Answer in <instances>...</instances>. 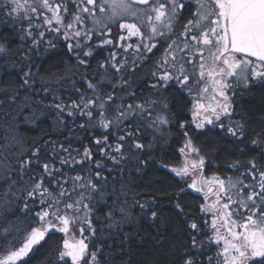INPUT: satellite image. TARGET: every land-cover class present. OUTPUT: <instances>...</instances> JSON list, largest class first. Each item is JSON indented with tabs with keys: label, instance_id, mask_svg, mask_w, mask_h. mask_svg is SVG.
<instances>
[{
	"label": "snow or ice",
	"instance_id": "obj_1",
	"mask_svg": "<svg viewBox=\"0 0 264 264\" xmlns=\"http://www.w3.org/2000/svg\"><path fill=\"white\" fill-rule=\"evenodd\" d=\"M192 3L193 0H79L78 11L67 23L61 17L62 8L67 12V7L54 3V0H32V3L29 0H11L7 5L9 16L17 13L16 20L23 32L21 39L30 37L35 47L43 42L45 32L37 31L42 25L33 24L34 19L39 20L43 16V25L49 26L48 31L62 34L65 40L76 41L67 46L69 51L80 50L76 51V59L81 66L87 67L86 58L92 55L93 45L89 41L94 35H110V25L126 29L128 37H139L140 42L135 47L131 44L116 45L125 55L118 58L117 52H111L98 62L94 77L81 74L86 86L84 91L72 80L78 99L65 101L53 94V102L45 105L56 110L60 123L65 126L66 114L73 122L83 119L77 125L79 129H102L99 136L90 138V146L82 145V150L72 149L71 144L65 147L49 140L44 143L51 144L54 152L59 149L57 159L42 157V148L36 144L17 150L14 154L16 167L12 164L0 167V178L6 182L8 190L13 195L19 192L16 199L22 201L21 210L40 222L39 227L31 228L22 246L0 258V264H17L50 229L66 235L72 229L79 232V239L73 234L71 239L63 240L58 261L68 264L70 259L71 264H102L105 256L104 229L119 230L123 222L131 220L130 209L124 205L117 206L119 201L114 200L105 213L104 223L99 228L95 224L99 218L93 216V201L99 203L107 195V177L102 175L105 161L119 165L123 160L139 158V153L152 147L142 142L144 131H157L169 123L165 114L168 109L166 100L151 96L137 99V93L131 87V76L146 58L144 54L157 46V38L170 42L150 71L153 81L149 88H166L168 82L175 81L189 93L195 90L197 100L193 123L197 129L211 125L226 136L240 138L245 135V125L231 119L228 89L233 83L247 86L253 79L264 81V0H194L195 7L189 9L190 14L185 19L184 11ZM41 10L50 12L51 17L43 15ZM126 17L142 21L144 31L137 23L121 22ZM119 39L124 41L126 38L121 35ZM49 45L54 46L51 41ZM104 45H113V40L102 39L97 46ZM129 49H132L130 54ZM5 50L0 45V52ZM205 50L209 53L207 58ZM250 58H255V61ZM24 84H28L27 79ZM209 93L211 102L205 104L202 100ZM225 118L228 123H225ZM185 127L182 122L180 128ZM183 134L188 135L187 131ZM251 143L264 146V139L253 138ZM185 149L199 152L191 138L180 151L184 153ZM203 163V158L198 162L192 161L191 169L195 171ZM229 166L237 172L240 168L245 171L236 178L194 179L189 185L197 191H203L197 183H214L217 188L208 187V193L214 195L215 200L201 205V212L211 215L212 235L208 234L207 220L202 224L192 220L188 224L191 247L181 254L183 264H249L253 258H264V165L253 158L247 162L235 160ZM175 171L177 175H188L189 167L186 163ZM13 173L18 178H13ZM245 175L251 177V182L245 183L241 178ZM136 206L141 211L147 210V205L139 201ZM177 208H180L179 204ZM180 210L183 211L182 208ZM151 216L155 219L157 213L152 211ZM221 228L226 235L221 234ZM4 232L6 239L9 229H4ZM201 236L206 239L201 240ZM213 245L218 250L210 255L208 251ZM259 264H264V259Z\"/></svg>",
	"mask_w": 264,
	"mask_h": 264
},
{
	"label": "trees",
	"instance_id": "obj_2",
	"mask_svg": "<svg viewBox=\"0 0 264 264\" xmlns=\"http://www.w3.org/2000/svg\"><path fill=\"white\" fill-rule=\"evenodd\" d=\"M3 4V10L7 11ZM189 9H185L184 17L189 14ZM6 13L0 17V45L6 49L0 52V167L6 164L16 167L14 154L17 150L36 144L42 148V157L57 159L59 149L54 152L51 144L44 143L49 140L65 147L71 144L72 149L82 150V145L90 146V138L100 134L102 129H79L77 125L83 119L73 122L66 114L65 126L60 123L56 110L45 105L53 102V94L65 101L78 99L71 81L75 80L76 87L84 91L86 86L81 74L94 77L95 60H88L87 67L79 65L66 45L53 39L52 33H46L38 47L33 46L30 37L20 38L23 32L19 22L16 18H6ZM37 23L33 20L34 25ZM24 27H27L26 22ZM49 41L54 46H50ZM25 73L30 75L25 76ZM25 79L28 80L26 85ZM45 88L49 91L45 92ZM164 95L168 101L165 112L169 118L168 125L157 131L147 129L143 133L155 143L156 149L151 154L129 159L121 172L110 177L104 175L107 177L106 198L99 203L93 201V216L99 218L95 220L98 228L104 223L105 213L114 200L119 201L117 206L124 205L130 209L131 220L123 222L119 230L104 229L105 256L102 264H183L181 254L191 247L188 224L192 220L198 224L206 220L201 212V196L188 189L190 184L186 177L179 178L172 173V165L180 163L177 148L180 135L174 137L172 130L189 117L190 107L184 97L172 88H167ZM234 95L239 99L232 100L231 119L245 125L243 137L226 136L212 126L192 132L189 129L193 145L199 149L195 154L203 158V173L209 179L227 180L240 176L244 168L237 172L229 166L235 160L247 162L255 158L258 164L264 165V146L251 143L253 138L264 139V81L253 79L248 87H240ZM225 123H228L226 118ZM12 175L18 178L16 173ZM241 178L245 183L251 182L250 176ZM18 195V191L13 195L0 178V258L22 246L31 228L40 223L21 210L22 201L16 199ZM137 201L146 204L147 210L141 211L136 206ZM232 208L235 209V205ZM152 211L157 213L155 219L151 216ZM4 229H9L6 239ZM74 230L80 238L78 230ZM207 231L211 236L209 228ZM200 239L205 240L206 237L201 236ZM60 244L59 235L50 236L37 252L32 250L18 264H48V260L55 259ZM217 250L213 245L208 254L214 255ZM262 259H252L249 264H259Z\"/></svg>",
	"mask_w": 264,
	"mask_h": 264
},
{
	"label": "flooded vegetation",
	"instance_id": "obj_3",
	"mask_svg": "<svg viewBox=\"0 0 264 264\" xmlns=\"http://www.w3.org/2000/svg\"><path fill=\"white\" fill-rule=\"evenodd\" d=\"M54 3H61L62 5H65L67 7V12H64L63 8L61 10V17H62L63 20L65 18L70 19L72 17V15L78 11L77 3H79V0H76V3H74L73 0H70V1L69 0L56 1ZM3 5L5 6V8H6L7 12H8L7 6L5 4H3ZM89 7H92V6H89ZM194 7H195V5H194V0H193V3L190 4L188 8L194 9ZM42 12H43V15H46V16H49V17H51V15H52L50 12H47L46 10H44ZM97 13H99L98 10H97ZM189 14H190V12H189ZM189 14L187 16H185V19L189 16ZM5 16H6V18H16L17 13H12L11 16H9L8 13H6ZM40 18H43V16H41ZM121 22L137 23V26L141 27L142 31H144L143 23L140 20H134L132 18L126 17ZM87 23H88L89 27L92 26L90 21H88ZM113 26H115V25H110L111 28ZM112 33L113 32H111V34ZM52 37H53L54 40H59L63 44H65L66 45V49L68 50V52L70 54H72L76 58V51H80V50L77 49L75 51H69L68 46H67L69 43H72V44H75V43L71 42V40H65L63 38L62 34L52 33ZM138 42H140V40L132 41L131 45H136ZM156 42H157V46L150 53H145L144 54L146 58L143 61L140 62L141 66L131 76V80H132L131 87H132L133 90L136 91L137 99L148 98L149 96H151L152 98L164 99V100H166V102H168L167 99H166V95H164L165 94V90L167 88H172V90L174 92H176V93H178V94H180V95H182L184 97V99H185V101L187 103V106L190 107V109H191L193 100H194V98L196 96V91L195 90L192 93H189L187 91V89H182L175 81L168 82V86L166 88H160V89H151V88H149L148 85L150 83H152V81H153V78L150 75V71L154 69L155 63L163 56V54L165 52V49L167 47V44L170 41H168L166 39H163V38H157ZM89 43L92 44L91 41H89ZM99 52L102 55H101V57L98 58L97 54H99ZM204 55H205L206 58L208 57L209 53H208L207 50H205ZM86 59L91 61V62H92V59L95 60V62L93 64V65H96L95 68H94V76H95V72H96V68H97L98 62L104 60L102 50L101 49L94 50L92 52V55L90 57H87ZM251 81L248 83L247 86H245L243 83H240V84L233 83L232 88L228 89V95H229V98H230L231 108H232V100L239 99V97L234 95V92L236 90H238L240 87H248L250 85ZM229 82L232 83V79L231 78H229ZM190 109H189V112H190ZM183 123L186 126L185 129H181L180 126H179L177 129L174 128L172 130V132H174V134H175L174 137H176L177 135H180V139H179L178 144H177V148L179 147L178 148L179 149V154L181 152L180 149L183 148V146L185 145L186 141L190 138L189 129H191V132L192 131H196V129H197L195 126H193L191 124L190 115ZM166 125H168V124H166ZM184 131H187V133H188L187 136H185L183 134ZM154 149H156V147ZM56 235H59L60 238H61L60 250H62L63 249V240H64L63 236H62V233L59 232V231L51 232V233L48 232V233L45 234L43 240L39 241L37 244H34L32 246V249L27 253V255L23 256L19 261H17V264L19 262H21L22 260L26 259L28 257V255L31 253L32 250L34 251V253L37 252V250L43 245V243L47 240V238H49L50 236H56ZM60 250L58 249L57 254L55 255L56 256L55 259L52 258L53 261H51V260L49 261L48 260V264H63V262L58 261V255H59V251Z\"/></svg>",
	"mask_w": 264,
	"mask_h": 264
},
{
	"label": "rangeland",
	"instance_id": "obj_4",
	"mask_svg": "<svg viewBox=\"0 0 264 264\" xmlns=\"http://www.w3.org/2000/svg\"><path fill=\"white\" fill-rule=\"evenodd\" d=\"M56 1H64V0H54V2H56ZM10 2H11V0H0V9H2V11H0V17L4 13L7 12V11L3 10L2 4L3 3L10 4ZM29 3H32V0H29ZM21 11H23V9ZM41 11H44V10H41ZM97 15H99V13H97ZM70 19L65 18L64 22L67 23ZM34 20L38 21L37 24L42 25L40 28L37 29V31H43V32H45V34L46 33H55V32L48 31V27L49 26L43 25V18H40L39 20H36V19H34ZM55 26L56 25H55V21H54L53 22V27H55ZM62 31H63V29H62ZM112 32L113 33L111 35H108V36L94 35L92 37V40H91L92 45H93V51L96 50V49H101L104 59L106 57H108L110 55V53L113 52V51H115V52H117L119 54L118 58H119V56L125 55V53L123 52L122 48L115 47L116 45H118V44H131L132 41L140 40L139 37H128L127 30L126 29H123V30L119 29L118 25H115V26L112 27ZM121 35L125 36L126 39L124 41H121L119 39V37ZM37 38L39 39V37H37ZM102 39H112L113 40V45L97 46V45L100 44V41ZM70 40H71V42L76 43L75 40H72V39H70ZM133 47H135V45H133ZM131 52H132V49H129V54ZM101 55L102 54L99 52V54H97V57L99 58V57H101ZM205 96L207 98L203 99L202 102L205 103V104L211 102L210 93L209 94H205ZM196 100H197V92H196V96H195V98L193 100L191 109H190L191 124L193 126H195V123H193V119H194L193 118V110H194V105L196 103ZM209 126H211V125H205V128L209 127ZM99 135H100L99 133L95 134V136H99ZM142 142L145 143L146 145L151 144L152 147L151 148H146L143 152L139 153V156H142L145 153L151 154L152 151L154 150V148L156 147L155 143L152 142V140L150 139V137L147 134H143ZM97 158L99 159V156ZM199 159L200 158L198 157V155H196L195 152H192L191 149H185L184 153L180 152V163L178 165H172V173H173V175H176L179 178H185L186 177L188 182H189V184H191L194 179L197 180V181H201V180L212 181L213 178L209 179V178H206L204 176L203 165H202V167L198 168L195 171H193L191 169V162L192 161H197L198 162ZM128 161H129V159L123 160L119 165H114L111 161H105V165L106 166H105V169H104L102 175H107L108 177H110L111 174H116V173L121 172L125 168V165H126V163ZM186 163H187V166L189 167L188 175H177L175 170L183 168L186 165ZM197 187L198 188L203 187V191H197L196 189L191 188V187H189L188 189L191 192L201 196V198L203 200V205L211 203V202H213L215 200V196L212 195L211 193H208V187H212L213 189L217 188V186L214 183L211 184V185H209V184H203L202 185L201 183H197ZM206 195H207V199H205ZM222 203H223V201H222ZM204 215L206 217V220L209 222V229H210V232L212 233L211 228H210L211 215L210 214H205V213H204ZM39 226H40V223L38 224L37 227H39ZM56 231H57L56 229H50L48 232L51 233V232H56ZM48 232H46V233H48ZM61 233H62L63 239H65V238L71 239L73 234H75L76 238L79 239L78 233L74 229L70 230V233L67 234V235L65 233H63V232H61ZM221 234L222 235H226L225 230L223 228H221ZM222 244H223V242H221V246H222ZM66 259H68V258H66ZM253 259H255V258H253ZM68 264H71L70 259H68Z\"/></svg>",
	"mask_w": 264,
	"mask_h": 264
},
{
	"label": "water",
	"instance_id": "obj_5",
	"mask_svg": "<svg viewBox=\"0 0 264 264\" xmlns=\"http://www.w3.org/2000/svg\"><path fill=\"white\" fill-rule=\"evenodd\" d=\"M250 59H253V60H255V58H250Z\"/></svg>",
	"mask_w": 264,
	"mask_h": 264
}]
</instances>
